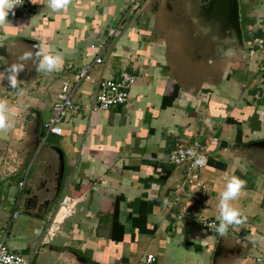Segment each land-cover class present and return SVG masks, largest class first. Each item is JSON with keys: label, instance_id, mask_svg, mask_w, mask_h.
I'll return each instance as SVG.
<instances>
[{"label": "crops", "instance_id": "1", "mask_svg": "<svg viewBox=\"0 0 264 264\" xmlns=\"http://www.w3.org/2000/svg\"><path fill=\"white\" fill-rule=\"evenodd\" d=\"M46 3L31 0V16L10 12L0 24V102L10 109L9 127L0 129V217L6 211L11 220L22 217L28 240L10 249L20 250L30 264H143L148 253L154 255L152 264H264V149L254 154L248 148L264 140L263 53L198 58L202 63L186 69L169 38L156 32L155 17L138 16L104 47L102 63L92 64L73 85L78 114L62 120L59 135H45L41 125L61 81L74 84L124 12L118 0H69L56 12ZM239 13L248 50L264 31V0H239ZM23 40L60 54L59 70L34 76L33 50ZM25 53L30 55L21 59ZM13 64L23 67L16 88L7 82ZM123 71L135 77L125 104L90 112L99 80L117 79ZM36 121L41 143L61 148L65 161L62 191L42 218L22 207L27 185L35 186L42 175L40 169L32 174L36 164L29 160ZM195 140L209 143L200 176L205 189L189 185L179 191L184 168L170 178L177 167L168 155ZM232 176L245 181L230 202L243 219L224 236L173 218L187 206L218 221L219 193ZM64 198L65 209L59 206ZM115 210L121 229L112 225ZM53 223L57 231L46 241L44 231ZM218 241L221 249L213 256Z\"/></svg>", "mask_w": 264, "mask_h": 264}, {"label": "water", "instance_id": "2", "mask_svg": "<svg viewBox=\"0 0 264 264\" xmlns=\"http://www.w3.org/2000/svg\"><path fill=\"white\" fill-rule=\"evenodd\" d=\"M163 24L170 27L168 30L176 38L180 46L189 47L188 53L199 60H224L228 55L249 56L245 47L240 23L239 0H164ZM160 5V4H159ZM157 7V6H156ZM153 10V8H152ZM159 11V6L158 9ZM155 11V9H154ZM159 20V19H158ZM161 21V22H162ZM32 47L33 75L37 74L38 51L37 42L23 40ZM39 122L36 121L30 142L29 160L35 161L37 169L41 170L37 184L27 185L22 200L23 212L34 209L37 218L46 216L49 209L55 204L64 185V154L56 145L44 142L42 132L38 133ZM248 148L254 154L264 149V140L249 144ZM44 158V159H41ZM38 160H41L37 162ZM182 166H177L172 173V179H177ZM218 241L213 256L221 249ZM75 261L82 262L83 257L77 252H71Z\"/></svg>", "mask_w": 264, "mask_h": 264}, {"label": "built area", "instance_id": "3", "mask_svg": "<svg viewBox=\"0 0 264 264\" xmlns=\"http://www.w3.org/2000/svg\"><path fill=\"white\" fill-rule=\"evenodd\" d=\"M124 6L123 16L112 26L108 27L106 30V39L99 43L96 48L98 54L95 56L93 63L83 65L77 72L74 80V84L68 80H63L60 83L59 91L56 95V99L51 106L50 115L42 122L41 128L43 134L49 135H59L61 133V122L64 118L69 116H75L78 114L80 106L75 103L72 99V89L73 85L77 82H80L88 74L92 64H101V52L104 47L109 43L111 39L118 38L121 36L124 26L135 20L145 9H148L156 0H118ZM18 4L10 12L23 14L26 16L32 15V6L31 0H16ZM94 47V45H92ZM255 51H261L263 55L260 58L259 71L264 72V31L256 37H253L248 52L250 54ZM135 81V77L123 71L120 73L117 79H108V80H99L96 88V93L91 102L90 112L94 110H106L112 106L123 105L127 101L129 90ZM261 91L259 96L264 98V84L261 86ZM211 141H215L214 138H211ZM208 145L209 143H201L198 140H195L188 147L176 146L171 150L168 155V163L174 167L182 166L184 168V173L182 178L178 183V190L181 191L186 186L197 185L205 189V185L201 180V171L203 170L206 159L208 155ZM193 149L196 154L204 157V164L201 166H193V160L195 156H189L188 150ZM25 173V179H26ZM18 182L19 187H23L25 182ZM68 203V198H64L59 206L60 208H66ZM18 215L17 211H13L12 217ZM173 218L177 221H188L196 226H199L205 229L208 232L214 233L215 225L219 221L215 219H209L201 214L194 213L189 207L181 206L179 210L174 213ZM57 227L53 224H50L44 231L46 241H50L55 235ZM217 233V232H216ZM0 255H10L13 259V264H16V259L18 258L21 261V264H30L28 258L22 254L12 251L9 246L6 244V233L0 240ZM154 255L148 253L145 255L143 264H152L154 261ZM260 258H257L259 261Z\"/></svg>", "mask_w": 264, "mask_h": 264}, {"label": "clouds", "instance_id": "4", "mask_svg": "<svg viewBox=\"0 0 264 264\" xmlns=\"http://www.w3.org/2000/svg\"><path fill=\"white\" fill-rule=\"evenodd\" d=\"M69 0H47L46 7L53 12L63 10L67 8ZM16 0H0V24L6 22L10 11L17 6ZM30 54L25 53L21 59H26ZM39 57L37 64V71L45 70L48 72L58 71L62 64V58L60 54L53 53L48 48H40L36 52ZM23 69L22 66L13 64L8 69L7 82L12 88L17 87V74ZM21 91L18 89V92ZM10 109L7 104L0 102V129H6L9 127L7 122ZM189 156H195L193 160V166H201L204 164V157L195 153L193 149L188 150ZM245 181L237 176H232L227 179L223 190L219 193L218 224L215 225V231L224 236L228 230L229 225H239L242 223V215L240 211L232 206L230 203L236 199L244 185ZM13 257L10 255H0V264H13ZM16 264H21V261L17 258Z\"/></svg>", "mask_w": 264, "mask_h": 264}, {"label": "rangeland", "instance_id": "5", "mask_svg": "<svg viewBox=\"0 0 264 264\" xmlns=\"http://www.w3.org/2000/svg\"><path fill=\"white\" fill-rule=\"evenodd\" d=\"M163 2H165V1L164 0H156L148 9H145L139 15V17H143V16H145V17L150 16L151 18L155 17V19H156V25H155L156 32L158 34L163 35V37L165 35L169 38L168 44L174 48V50L176 52L177 62H180L179 66L181 65L182 67H184L186 69H192L194 65L196 67V65H198L199 62H201V61H198L197 58H193L192 54L188 53L190 51V50L188 51V48H189L188 46L187 47L180 46L178 41L177 42L175 41V38H174L175 36L168 31L170 29V27L163 24L162 18H160V16H162V14H163L162 10H165L162 7ZM158 6H159V11L157 10ZM152 8H153V10H152ZM154 9H155V11H154ZM151 11L153 12L154 16H152ZM193 62H194V64H193ZM21 218L22 217H20L19 219H16V220H11L9 218L7 211L3 212V216L0 217V240H1V238H3V236L7 232L6 233L7 234L6 235V244L8 246L11 245L12 243L13 244H17V243L21 244L22 242L23 243H25L26 241L28 242L26 237L23 236L24 235L23 232H24L25 228L21 224H19V220ZM9 248H10V246H9ZM15 251L20 252V250H15Z\"/></svg>", "mask_w": 264, "mask_h": 264}, {"label": "trees", "instance_id": "6", "mask_svg": "<svg viewBox=\"0 0 264 264\" xmlns=\"http://www.w3.org/2000/svg\"><path fill=\"white\" fill-rule=\"evenodd\" d=\"M240 23H241V28H242V21H241V19H240ZM112 225L113 226H117V227H119L121 229V224H119V222L117 220V211L116 210L112 214Z\"/></svg>", "mask_w": 264, "mask_h": 264}]
</instances>
